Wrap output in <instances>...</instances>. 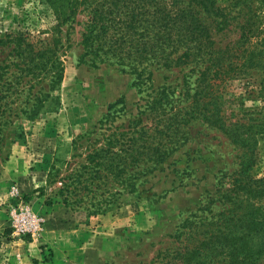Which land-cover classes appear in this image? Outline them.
<instances>
[{
  "label": "trees",
  "instance_id": "obj_1",
  "mask_svg": "<svg viewBox=\"0 0 264 264\" xmlns=\"http://www.w3.org/2000/svg\"><path fill=\"white\" fill-rule=\"evenodd\" d=\"M39 2L45 12L36 34L18 31L0 38V46L9 49L7 58L0 59V141L16 111L31 120L42 108L46 111L45 99L35 97L29 102L30 91L37 85L50 90L58 83L60 56L69 46L68 29L77 24L80 63L116 66L133 75L135 84L150 83L144 103L129 123L124 165L129 193L136 184L132 169L142 163L144 174L154 170L179 147H173V142L183 144L180 130L189 124L199 122L220 132L240 150L237 168L221 175L228 186L215 191V199L228 207L211 213L205 203L185 215L175 224L169 246L156 250L149 264H255L264 254V177L250 173L257 137L264 134V0ZM79 15L82 19L76 20ZM235 30L237 36L222 42L223 34ZM153 71L161 75L157 87L151 84ZM251 71L260 72L258 86L244 89L243 94L252 93L263 101L257 116H246L247 112L239 116L233 109L226 113L224 103L229 97L225 98L223 84L246 79ZM104 153L100 148L86 159L101 166L94 158L102 159ZM106 168L113 177L122 172L118 162ZM80 183L76 177L64 185L63 203L68 194L75 195ZM98 186L95 183L94 188ZM76 202L73 199L71 204ZM93 205L82 206L84 214H93Z\"/></svg>",
  "mask_w": 264,
  "mask_h": 264
},
{
  "label": "rangeland",
  "instance_id": "obj_2",
  "mask_svg": "<svg viewBox=\"0 0 264 264\" xmlns=\"http://www.w3.org/2000/svg\"><path fill=\"white\" fill-rule=\"evenodd\" d=\"M261 9L264 13L263 4ZM44 12L39 0H0V38L18 31L36 34ZM81 19L79 15L76 20ZM68 35L58 83L50 90L37 85L30 91L29 102L45 99L46 111L42 108L32 120L16 111L2 133L0 264H149L156 250L169 246L175 224L185 215L205 203L211 213L228 207L215 199V191L228 186L221 175L237 168L240 150L220 132L199 122L189 124L180 130L183 144L173 142L179 147L154 170L144 174L142 163L132 169L136 184L129 193L124 169L129 123L144 103L150 83L139 86L133 75L116 66L80 63V27L73 24ZM235 36L237 30L226 32L221 40ZM8 50L0 46V59L7 58ZM249 75L223 84L225 98L229 97L226 113L233 109L239 116L243 112L257 116L263 101L243 93L258 86L260 72ZM161 83L160 73L153 71L152 87ZM100 148L106 153L94 161L102 165L88 162L86 155ZM10 159L15 163L3 175V164ZM110 162L122 167L116 177L107 171ZM250 173L264 177V134L257 137ZM76 177L81 183L63 203L64 185ZM73 199L77 202L71 204ZM97 199L100 202L95 204ZM20 200L43 217L42 231L33 237L17 235L9 226V209L18 214ZM91 203L93 214H84L82 206ZM255 264H264V254Z\"/></svg>",
  "mask_w": 264,
  "mask_h": 264
},
{
  "label": "built area",
  "instance_id": "obj_3",
  "mask_svg": "<svg viewBox=\"0 0 264 264\" xmlns=\"http://www.w3.org/2000/svg\"><path fill=\"white\" fill-rule=\"evenodd\" d=\"M13 195H17L16 189L12 192ZM18 214H16L14 208L9 209L8 221L9 226L13 228L15 233L20 236H31L39 234L42 231L43 217L35 215L31 212L28 204L23 203L20 200L18 204ZM12 209V210H11Z\"/></svg>",
  "mask_w": 264,
  "mask_h": 264
},
{
  "label": "crops",
  "instance_id": "obj_4",
  "mask_svg": "<svg viewBox=\"0 0 264 264\" xmlns=\"http://www.w3.org/2000/svg\"><path fill=\"white\" fill-rule=\"evenodd\" d=\"M14 161V159L12 160V159H10V160H8V161H6L4 164H3V171H2V174L4 175V174H6V171H7V168L8 167H10V166H13V164L15 163V162H13ZM10 174V173H9ZM1 197V196H0Z\"/></svg>",
  "mask_w": 264,
  "mask_h": 264
}]
</instances>
